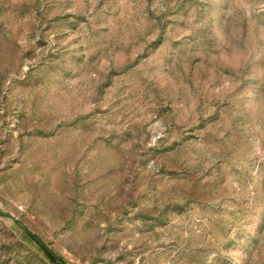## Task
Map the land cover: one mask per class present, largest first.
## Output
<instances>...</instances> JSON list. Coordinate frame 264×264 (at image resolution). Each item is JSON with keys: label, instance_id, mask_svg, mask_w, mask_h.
Wrapping results in <instances>:
<instances>
[{"label": "rangeland", "instance_id": "374dc122", "mask_svg": "<svg viewBox=\"0 0 264 264\" xmlns=\"http://www.w3.org/2000/svg\"><path fill=\"white\" fill-rule=\"evenodd\" d=\"M264 264V0H0V264Z\"/></svg>", "mask_w": 264, "mask_h": 264}, {"label": "water", "instance_id": "95a60500", "mask_svg": "<svg viewBox=\"0 0 264 264\" xmlns=\"http://www.w3.org/2000/svg\"><path fill=\"white\" fill-rule=\"evenodd\" d=\"M26 233L42 248L46 251V253L53 258L57 263L61 262L60 257L50 248V246L42 240L38 235H36L29 228L25 227Z\"/></svg>", "mask_w": 264, "mask_h": 264}, {"label": "trees", "instance_id": "16d2710c", "mask_svg": "<svg viewBox=\"0 0 264 264\" xmlns=\"http://www.w3.org/2000/svg\"><path fill=\"white\" fill-rule=\"evenodd\" d=\"M49 256V255H48ZM50 257V256H49ZM51 258V257H50ZM55 264H60V263H57L53 258H51Z\"/></svg>", "mask_w": 264, "mask_h": 264}]
</instances>
